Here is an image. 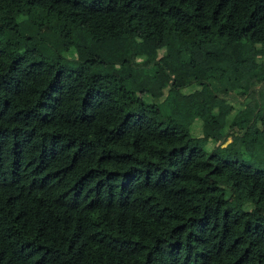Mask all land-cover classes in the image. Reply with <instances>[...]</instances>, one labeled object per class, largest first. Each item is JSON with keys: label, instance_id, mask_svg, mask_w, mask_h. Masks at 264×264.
<instances>
[{"label": "trees", "instance_id": "1", "mask_svg": "<svg viewBox=\"0 0 264 264\" xmlns=\"http://www.w3.org/2000/svg\"><path fill=\"white\" fill-rule=\"evenodd\" d=\"M260 211L264 0H0V264H264Z\"/></svg>", "mask_w": 264, "mask_h": 264}, {"label": "rangeland", "instance_id": "2", "mask_svg": "<svg viewBox=\"0 0 264 264\" xmlns=\"http://www.w3.org/2000/svg\"><path fill=\"white\" fill-rule=\"evenodd\" d=\"M32 20H37V16L36 15H33L32 17ZM45 29L51 31V32H56L58 30V25L57 24H52V25H46L44 26ZM157 42H159V40H157ZM118 76V73L115 71V73H113V77H117ZM211 107V102H207L206 104V108H210ZM153 114H158L157 111H154ZM245 146H246V149L248 151H252L254 149V146L255 145V139H254V134L253 133H248L245 135ZM205 141V138L204 137H195V138H190L189 140V145L190 146H193V145H196V144H202L204 143ZM212 183H214L213 180H211ZM239 198L240 199H243V196L240 194L239 195ZM226 204L231 207L234 211H236L238 214H243L244 213V210L241 208V206L234 200V196L230 195L228 197V199L226 200ZM260 214L261 215H264V212L260 211Z\"/></svg>", "mask_w": 264, "mask_h": 264}]
</instances>
